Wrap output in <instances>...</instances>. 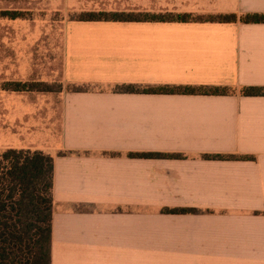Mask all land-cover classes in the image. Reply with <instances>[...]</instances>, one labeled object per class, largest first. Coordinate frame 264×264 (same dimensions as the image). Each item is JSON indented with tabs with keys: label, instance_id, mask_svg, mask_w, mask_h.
Instances as JSON below:
<instances>
[{
	"label": "crops",
	"instance_id": "crops-1",
	"mask_svg": "<svg viewBox=\"0 0 264 264\" xmlns=\"http://www.w3.org/2000/svg\"><path fill=\"white\" fill-rule=\"evenodd\" d=\"M144 4L202 20L68 21L59 129L8 146L54 159L50 264H264V23L205 20L264 0Z\"/></svg>",
	"mask_w": 264,
	"mask_h": 264
},
{
	"label": "trees",
	"instance_id": "trees-1",
	"mask_svg": "<svg viewBox=\"0 0 264 264\" xmlns=\"http://www.w3.org/2000/svg\"><path fill=\"white\" fill-rule=\"evenodd\" d=\"M10 18L21 16L11 12ZM82 21H200L190 14L112 12L81 14ZM264 23V13L210 15L206 21ZM5 89L13 92H56L61 84L43 81H9ZM119 92H154L186 94H227L226 88L201 90L194 87L140 88L122 85ZM245 96H263L264 87H243ZM209 158H237L235 155H206ZM246 158L245 156H242ZM54 159L51 155L32 149L6 148L0 151V264H50L53 214ZM194 209H166L170 213H190Z\"/></svg>",
	"mask_w": 264,
	"mask_h": 264
},
{
	"label": "rangeland",
	"instance_id": "rangeland-1",
	"mask_svg": "<svg viewBox=\"0 0 264 264\" xmlns=\"http://www.w3.org/2000/svg\"><path fill=\"white\" fill-rule=\"evenodd\" d=\"M140 3L145 7L144 0H0V151L44 125L59 129L56 93L13 92L6 83L62 85L66 23L87 12H137Z\"/></svg>",
	"mask_w": 264,
	"mask_h": 264
}]
</instances>
